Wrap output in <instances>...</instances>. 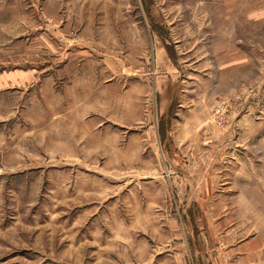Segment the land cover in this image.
Masks as SVG:
<instances>
[{
  "label": "rangeland",
  "instance_id": "374dc122",
  "mask_svg": "<svg viewBox=\"0 0 264 264\" xmlns=\"http://www.w3.org/2000/svg\"><path fill=\"white\" fill-rule=\"evenodd\" d=\"M0 264H264V0H0Z\"/></svg>",
  "mask_w": 264,
  "mask_h": 264
}]
</instances>
